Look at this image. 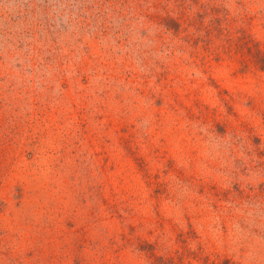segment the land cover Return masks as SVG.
Masks as SVG:
<instances>
[{
  "label": "rangeland",
  "instance_id": "374dc122",
  "mask_svg": "<svg viewBox=\"0 0 264 264\" xmlns=\"http://www.w3.org/2000/svg\"><path fill=\"white\" fill-rule=\"evenodd\" d=\"M0 264H264V0H0Z\"/></svg>",
  "mask_w": 264,
  "mask_h": 264
}]
</instances>
